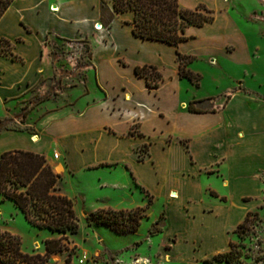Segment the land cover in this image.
<instances>
[{"label": "crops", "instance_id": "obj_1", "mask_svg": "<svg viewBox=\"0 0 264 264\" xmlns=\"http://www.w3.org/2000/svg\"><path fill=\"white\" fill-rule=\"evenodd\" d=\"M101 1L13 0L0 39L20 60L0 55V118L21 115L17 101L42 82L63 80L53 38L85 40L89 57L84 86L57 102L32 103L19 122L25 131L0 134V157L10 150L44 155L61 175V193L90 211L148 207L143 220H150L149 238L160 239L148 242L156 254L171 240L175 255L192 249L179 242H201L203 255L225 251L264 205V0H178L214 17L187 28L178 45L135 36L134 12L117 13L114 0H105L113 15L107 25ZM179 54L195 58L188 69L201 75L199 87L180 76ZM144 66L161 74L157 87L136 73ZM205 99L202 108H219L189 110ZM94 200L99 205L91 209L86 204ZM163 212V231L150 235ZM149 238L122 250L142 253Z\"/></svg>", "mask_w": 264, "mask_h": 264}, {"label": "trees", "instance_id": "obj_2", "mask_svg": "<svg viewBox=\"0 0 264 264\" xmlns=\"http://www.w3.org/2000/svg\"><path fill=\"white\" fill-rule=\"evenodd\" d=\"M13 0H0V21L9 10ZM101 12L109 14L107 25L113 19L106 1H101ZM117 13L133 11V33L142 39L158 40L178 45L187 39L186 29L191 26L201 27L213 21L211 11L200 5L195 10L184 9L178 0H114ZM89 49V48H88ZM0 55L20 60L13 54L11 43L0 39ZM194 57L178 55L179 72L182 78L189 79L199 87L201 75L188 69ZM136 73L148 80L150 87H157L162 76L155 67H136ZM44 96L38 102L45 100ZM210 99L192 102L189 110L203 112L201 107ZM198 104V106H196ZM29 110L16 118H0V134L3 131H25L19 122H23ZM61 175L53 169L44 155L25 150H10L0 157V197L12 201L21 210L27 221L35 228L47 229L56 235L44 241L45 253H25L21 239L0 229V264H72L76 247L69 248L70 236L79 231V217L72 199L61 193L59 183ZM146 208L134 210L100 209L91 214L97 225L110 228L119 235H129L139 230L141 221L146 217ZM165 213L152 225L150 235L155 236L163 231ZM240 227V226H239ZM231 250L213 257V261L226 264H238ZM68 252L63 263L52 262L54 255Z\"/></svg>", "mask_w": 264, "mask_h": 264}, {"label": "rangeland", "instance_id": "obj_3", "mask_svg": "<svg viewBox=\"0 0 264 264\" xmlns=\"http://www.w3.org/2000/svg\"><path fill=\"white\" fill-rule=\"evenodd\" d=\"M105 19L107 14L104 15ZM2 30V29H1ZM0 30V31H1ZM61 52V62L66 67L62 70V74H58L63 80L60 82L58 78H53L42 82L34 87L31 92L25 97L17 101V108L21 113V109H29L31 104L40 100L46 95L56 102L64 99L69 95V92L77 87H83V70L84 64H87L89 52L87 44L83 39H75L73 44H68L64 40H56L53 38ZM205 109L219 108L215 103H208L204 106ZM23 112V111H22ZM19 126H21L19 124ZM32 130V128H27ZM83 176H77L74 182V187L79 190L81 187L80 181ZM61 185V184H60ZM91 209L99 205L95 200L86 204ZM163 203L159 202L149 212V217L152 219L156 216ZM75 209L79 217V231L77 234L70 236L69 248L76 247L72 257V264H226L213 261L216 254L229 252L231 247L225 251L218 252L213 255H203L198 252L201 249V242H179L181 245H190L192 249H183L182 254L175 255L172 247L177 240H171L163 247L160 254L151 251L153 245L148 243L153 242L154 245L160 239L149 238L148 228L150 220L145 219L139 231L135 234L119 235L110 228L102 225H97L92 219L91 214L94 211L87 209L84 203L75 201ZM232 235L234 245L232 248L238 264H264V205L261 208L254 209L249 213L246 220L239 225ZM0 229L8 231L21 239L22 250L25 253L32 254L39 252L45 253L44 241L55 238L56 235L47 229H38L33 227L25 218L24 214L18 209L12 201L3 200L0 197ZM145 240L144 244L148 243L151 249L145 245L144 252L137 253L129 247L137 240ZM153 239V240H152ZM177 246L176 249L180 246ZM193 245V246H192ZM42 249V250H40ZM68 256V252L62 255L52 256V262L63 263ZM83 261V262H82Z\"/></svg>", "mask_w": 264, "mask_h": 264}, {"label": "built area", "instance_id": "obj_4", "mask_svg": "<svg viewBox=\"0 0 264 264\" xmlns=\"http://www.w3.org/2000/svg\"><path fill=\"white\" fill-rule=\"evenodd\" d=\"M98 29V28H97ZM99 29H102V27H99ZM55 158H58V154H54ZM83 262V261H82Z\"/></svg>", "mask_w": 264, "mask_h": 264}, {"label": "bare ground", "instance_id": "obj_5", "mask_svg": "<svg viewBox=\"0 0 264 264\" xmlns=\"http://www.w3.org/2000/svg\"><path fill=\"white\" fill-rule=\"evenodd\" d=\"M53 11L55 12V11H56V9H55V10H53ZM36 139H37L36 137H34V138H33V140H36Z\"/></svg>", "mask_w": 264, "mask_h": 264}]
</instances>
